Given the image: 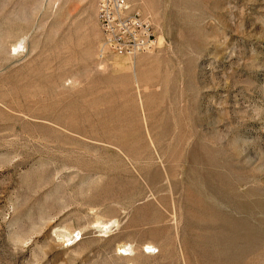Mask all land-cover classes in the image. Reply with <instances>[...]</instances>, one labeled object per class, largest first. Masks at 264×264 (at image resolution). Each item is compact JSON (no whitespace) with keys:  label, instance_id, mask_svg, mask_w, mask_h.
Returning <instances> with one entry per match:
<instances>
[{"label":"rangeland","instance_id":"obj_1","mask_svg":"<svg viewBox=\"0 0 264 264\" xmlns=\"http://www.w3.org/2000/svg\"><path fill=\"white\" fill-rule=\"evenodd\" d=\"M96 3L0 0V264H264V0Z\"/></svg>","mask_w":264,"mask_h":264},{"label":"built area","instance_id":"obj_2","mask_svg":"<svg viewBox=\"0 0 264 264\" xmlns=\"http://www.w3.org/2000/svg\"><path fill=\"white\" fill-rule=\"evenodd\" d=\"M96 10L103 43L110 53L132 56L155 46L150 22L132 10L127 0H97Z\"/></svg>","mask_w":264,"mask_h":264},{"label":"bare ground","instance_id":"obj_3","mask_svg":"<svg viewBox=\"0 0 264 264\" xmlns=\"http://www.w3.org/2000/svg\"><path fill=\"white\" fill-rule=\"evenodd\" d=\"M127 1H128V0H127ZM105 227H107V226H105ZM72 237H74V236L70 234V235L68 236V239H69V238H72ZM146 248H148V249H153V247H151V246H148V247H146Z\"/></svg>","mask_w":264,"mask_h":264}]
</instances>
